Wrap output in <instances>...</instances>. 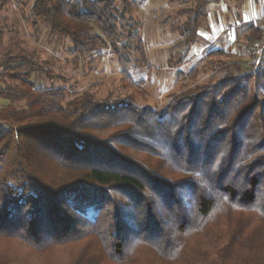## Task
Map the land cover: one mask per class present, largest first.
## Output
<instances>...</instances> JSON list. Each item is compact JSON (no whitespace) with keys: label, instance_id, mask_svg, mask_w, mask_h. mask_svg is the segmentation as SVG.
<instances>
[{"label":"trees","instance_id":"16d2710c","mask_svg":"<svg viewBox=\"0 0 264 264\" xmlns=\"http://www.w3.org/2000/svg\"><path fill=\"white\" fill-rule=\"evenodd\" d=\"M192 1L179 26L186 47L221 0ZM115 3L33 0L31 13L77 59L109 50L129 78L148 63L131 5ZM216 71L156 110L39 87L53 74L24 50H0V264L18 246L79 245L68 264H264V55Z\"/></svg>","mask_w":264,"mask_h":264},{"label":"rangeland","instance_id":"374dc122","mask_svg":"<svg viewBox=\"0 0 264 264\" xmlns=\"http://www.w3.org/2000/svg\"><path fill=\"white\" fill-rule=\"evenodd\" d=\"M123 1L131 5L125 18L135 24L134 34L143 44L148 63L144 68L129 66V78L121 75V68L109 50L99 49L84 59H77L68 38L52 34L41 20L34 18L31 13L33 0H8L0 10V50L7 49L12 54L24 50L37 61L41 70L53 74L50 80H33L39 87L71 89L74 96L87 92L97 100L130 98L138 107L156 110L165 107L182 87L214 81L221 63L248 65L252 61V50L256 57L262 54L258 47L264 43V35L260 41L251 38L256 28L264 27L261 17L264 0L211 3L198 26L194 42L187 47L180 45L184 37L180 35L179 26L187 20L184 12L193 8L192 0ZM115 2L121 8V0ZM217 51L222 53L209 55ZM131 55L134 60H140L137 53ZM193 70L196 74L191 81L189 75ZM178 74H183V78ZM4 102L0 97V109ZM108 133L111 131L96 134L103 138ZM81 250L82 245L68 246L34 255L18 246L9 255L14 259L13 264L20 262L22 257L29 264H68Z\"/></svg>","mask_w":264,"mask_h":264},{"label":"built area","instance_id":"2783aa9c","mask_svg":"<svg viewBox=\"0 0 264 264\" xmlns=\"http://www.w3.org/2000/svg\"><path fill=\"white\" fill-rule=\"evenodd\" d=\"M257 47H258V46H257ZM258 48H260L259 54L262 53L260 56L264 55V43H263L262 45H259ZM260 56H259V57H260Z\"/></svg>","mask_w":264,"mask_h":264}]
</instances>
